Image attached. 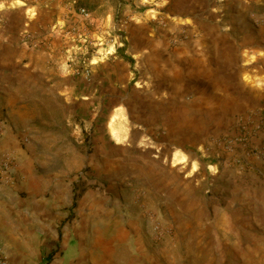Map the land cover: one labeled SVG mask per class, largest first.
I'll return each mask as SVG.
<instances>
[{
	"label": "rangeland",
	"instance_id": "obj_1",
	"mask_svg": "<svg viewBox=\"0 0 264 264\" xmlns=\"http://www.w3.org/2000/svg\"><path fill=\"white\" fill-rule=\"evenodd\" d=\"M197 4L182 14L235 33L236 63L220 73L226 107H191L195 93L187 91L175 97V113L156 114L146 112L154 102L145 103L147 93L131 87L134 70L126 81L112 67L115 90L107 74L97 85L74 71L92 60L93 75L108 49L104 59L117 57L125 43L119 33L132 22L165 29L178 20L169 40L183 42L188 28L174 14L185 2L0 0V136L7 131L8 142L0 147V187L12 188L11 201H0L2 245L28 229L16 214L27 218L26 207L47 211L56 202L48 209L54 224L45 228L59 238L67 227L86 236L115 227L154 241L175 238V254L199 253L191 264H264V0ZM26 147L52 159L57 174H41L36 159L39 177H18L16 152ZM40 239L37 254L47 262L59 248Z\"/></svg>",
	"mask_w": 264,
	"mask_h": 264
},
{
	"label": "crops",
	"instance_id": "obj_2",
	"mask_svg": "<svg viewBox=\"0 0 264 264\" xmlns=\"http://www.w3.org/2000/svg\"><path fill=\"white\" fill-rule=\"evenodd\" d=\"M197 1L182 0L186 3V8L181 5L182 7L174 14L175 18H182L188 28V36L181 43L174 45L169 40L173 29L176 31L180 26L178 20L171 21V26L165 29L161 25H148L146 21L132 22L123 26L122 33H119L125 40L123 47L118 49L117 57L104 59L107 58L104 56L98 59L100 61H96L93 66L92 81L97 85L101 84V79L105 77L101 78L100 75L107 74L115 90L117 80L113 77L114 73L111 69L119 65L126 81L136 78L133 70L138 75L135 85L131 87L135 91L147 93L145 103L154 101L150 105L151 110L146 111L147 113L157 114L169 111L175 113V97L183 98L187 96V91L195 93L193 100L188 103L191 107L200 109L203 106H209L211 111L214 109L216 112L221 111L226 107L228 98L224 95V99L219 90L229 87L221 80L220 73L222 68H224L223 72L227 73L228 67L236 63L237 58L233 52V49H237L236 37L233 36L235 35L233 31H222L218 23L208 26V23L203 22V19L196 14H182L191 9H197ZM80 23L82 24V21ZM242 47L238 49H243ZM184 68L185 72L182 71ZM52 70L53 68L49 67L47 75H52ZM66 82L73 86L71 78L67 77ZM205 83H208L209 93L204 91ZM70 90L73 92L75 89ZM180 92L181 95H179ZM6 132L0 136V147L8 144L5 141ZM16 154L18 177L34 179V175L38 176L32 170L36 159L42 162V167H39L41 174L45 173V176L51 177L57 174L56 164L52 159L48 158L51 162L50 160L47 162L44 157L33 155L29 147L17 151ZM10 190H12L10 187H0V201H11ZM66 192L69 191H65L63 195H66ZM55 204L56 202L51 203L47 211L31 209V212L29 206L26 207L28 208L27 218L16 214L17 223H20L21 219V222L29 226L22 235L9 233L13 241L12 245L5 241L2 245L13 264H191L188 257L195 258L199 254L197 252L190 256L184 252L175 254V238L154 241L153 238L143 234L116 232L115 227L107 235L91 234L90 236L83 235L79 228L71 230L67 227V231L63 230L59 238V235L49 234L48 229L45 228L46 225L54 224L51 221L52 213H49L48 209L56 206ZM30 214L32 216H29ZM0 216L1 223L4 220L1 211ZM45 217L48 218L47 221H44ZM37 225L43 229H37ZM8 232L11 231L8 230ZM42 235L43 239L49 242L46 243L47 247L49 246L51 250L59 248L52 256L47 255L49 259L47 262L39 258L37 254V248L39 251V248H43L39 246L45 244L40 239ZM164 243H166L165 246H161ZM203 250H205L204 247Z\"/></svg>",
	"mask_w": 264,
	"mask_h": 264
},
{
	"label": "built area",
	"instance_id": "obj_3",
	"mask_svg": "<svg viewBox=\"0 0 264 264\" xmlns=\"http://www.w3.org/2000/svg\"><path fill=\"white\" fill-rule=\"evenodd\" d=\"M79 12L82 16H84L85 18L89 19L90 17V13L85 9V8H81L79 9ZM85 41H87V39H85ZM108 54H111V49L106 50L105 52V56H108ZM92 60H88V61H83V65L77 69H75L74 73L76 75H80L86 79H90L92 77ZM11 163V157L9 156L5 161L4 164L6 165V167L8 168V165ZM9 170V168H8ZM0 264H13L12 260L10 259V257L7 255V253L5 252V250L3 249V246L0 242Z\"/></svg>",
	"mask_w": 264,
	"mask_h": 264
},
{
	"label": "trees",
	"instance_id": "obj_4",
	"mask_svg": "<svg viewBox=\"0 0 264 264\" xmlns=\"http://www.w3.org/2000/svg\"><path fill=\"white\" fill-rule=\"evenodd\" d=\"M80 196H81V193H80L78 196L74 197L73 207L76 206V204H77V200H78V198H79Z\"/></svg>",
	"mask_w": 264,
	"mask_h": 264
}]
</instances>
